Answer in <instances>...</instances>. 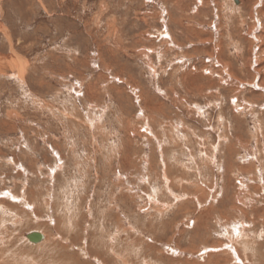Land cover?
I'll return each mask as SVG.
<instances>
[{
	"label": "rangeland",
	"instance_id": "obj_1",
	"mask_svg": "<svg viewBox=\"0 0 264 264\" xmlns=\"http://www.w3.org/2000/svg\"><path fill=\"white\" fill-rule=\"evenodd\" d=\"M100 263L264 264V0H0V264Z\"/></svg>",
	"mask_w": 264,
	"mask_h": 264
},
{
	"label": "bare ground",
	"instance_id": "obj_2",
	"mask_svg": "<svg viewBox=\"0 0 264 264\" xmlns=\"http://www.w3.org/2000/svg\"><path fill=\"white\" fill-rule=\"evenodd\" d=\"M18 55H19V54H18ZM15 59H16V58H15ZM24 63H25V62H24ZM40 231H42V230L39 229L38 231H32V232H39V233H41V234L43 235L42 241L39 240L40 242L37 243V244H40V243L43 242L45 239H47L45 233H44L43 231H42V232H40ZM174 235H175V234H174ZM26 236H27V235H26ZM26 236H25V237H26ZM27 238H28V237H27ZM27 238H26V239H27ZM26 239H25V241H27ZM25 241H24V242H25ZM27 242H28V241H27ZM29 242H32V241L29 240ZM29 242H28V243H29ZM53 242H54V241H53ZM60 242H61V241H60ZM89 242H90V241H89ZM28 243H27V244H28ZM34 243H36V242H34ZM43 243H44V242H43ZM43 243H42V246H43ZM24 244H25V243H24ZM51 244H52V243H51ZM173 244H174V243H173ZM173 244H172V245H173ZM175 245H176V244H175ZM31 246H32V245H31ZM175 247H176V246H175ZM175 247H173V246L171 247L172 250H173V252H176L177 250H179V249H176ZM169 249H170V248H169ZM147 250H148V249H147ZM164 250H165V249H164ZM235 250H236V249H235ZM27 251H29V250H27ZM87 251H88V250H87ZM85 253H86V252H85ZM236 255H237V254H236ZM3 257H4V256H3ZM10 257H11V256H10ZM172 258H173V257H172ZM5 259H6V258H5ZM155 259H156V258H155ZM157 259H158V258H157ZM161 259H162V258H161ZM53 260H54V259H53ZM175 260H176V259H175ZM104 261H105V260H104ZM107 261H109V259H108ZM171 261H173V259H172ZM169 262H170V261H169ZM177 262H178V261H177ZM33 263H34V262H33ZM172 263H174V262H172ZM100 264H101V263H100ZM104 264H105V263H104Z\"/></svg>",
	"mask_w": 264,
	"mask_h": 264
},
{
	"label": "water",
	"instance_id": "obj_3",
	"mask_svg": "<svg viewBox=\"0 0 264 264\" xmlns=\"http://www.w3.org/2000/svg\"><path fill=\"white\" fill-rule=\"evenodd\" d=\"M27 237L30 241L36 242L41 240L43 238V235L39 232H30L29 234H27Z\"/></svg>",
	"mask_w": 264,
	"mask_h": 264
}]
</instances>
